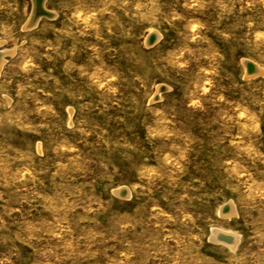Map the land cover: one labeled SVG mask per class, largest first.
Returning a JSON list of instances; mask_svg holds the SVG:
<instances>
[{"label":"rangeland","instance_id":"1","mask_svg":"<svg viewBox=\"0 0 264 264\" xmlns=\"http://www.w3.org/2000/svg\"><path fill=\"white\" fill-rule=\"evenodd\" d=\"M44 5L0 0V264H264V0Z\"/></svg>","mask_w":264,"mask_h":264},{"label":"bare ground","instance_id":"2","mask_svg":"<svg viewBox=\"0 0 264 264\" xmlns=\"http://www.w3.org/2000/svg\"><path fill=\"white\" fill-rule=\"evenodd\" d=\"M33 5H34V0H33ZM38 8L40 9L39 4H38ZM44 9L46 11H48L50 14L52 13L45 5H44ZM39 18L36 19L35 23L38 21ZM30 19H31V17L29 18V21L27 23L30 22ZM27 26H28V24H27ZM152 41H153V38L151 37V42ZM10 52L11 51H8V50H0V66L4 63L6 54L10 53ZM244 61H245V67H246L247 74H255L260 70L258 65H256L254 62H252L250 60H244ZM117 192L118 193H122V192L126 193V192H128V190L126 188L122 187V188L118 189ZM235 212H236L235 207L231 202L224 205L222 207V210H221L222 215L225 217H227L229 215H234ZM211 239L216 241V242L226 244L230 247H235V245L238 242V236L236 234L231 233V232L226 231V230H223V229H219V228H215L213 230V234L211 236Z\"/></svg>","mask_w":264,"mask_h":264},{"label":"water","instance_id":"3","mask_svg":"<svg viewBox=\"0 0 264 264\" xmlns=\"http://www.w3.org/2000/svg\"><path fill=\"white\" fill-rule=\"evenodd\" d=\"M38 4H39L41 10L38 8ZM41 16L49 17V16H51V14L44 9V0H39V1L34 0V5L32 8V12H31V19L29 22V24H30L29 26H33L36 19L41 17ZM148 41H149V43H151V37Z\"/></svg>","mask_w":264,"mask_h":264},{"label":"clouds","instance_id":"4","mask_svg":"<svg viewBox=\"0 0 264 264\" xmlns=\"http://www.w3.org/2000/svg\"><path fill=\"white\" fill-rule=\"evenodd\" d=\"M256 38H257V40H259V39H262L264 37H262L260 34H258Z\"/></svg>","mask_w":264,"mask_h":264}]
</instances>
